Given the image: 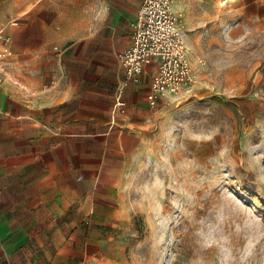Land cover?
Instances as JSON below:
<instances>
[{
    "label": "rangeland",
    "instance_id": "obj_1",
    "mask_svg": "<svg viewBox=\"0 0 264 264\" xmlns=\"http://www.w3.org/2000/svg\"><path fill=\"white\" fill-rule=\"evenodd\" d=\"M173 4L194 80L125 99L124 179L88 264H264V0Z\"/></svg>",
    "mask_w": 264,
    "mask_h": 264
},
{
    "label": "crops",
    "instance_id": "obj_2",
    "mask_svg": "<svg viewBox=\"0 0 264 264\" xmlns=\"http://www.w3.org/2000/svg\"><path fill=\"white\" fill-rule=\"evenodd\" d=\"M142 0H0V264H66L103 250L81 223L107 227L127 151L117 56ZM152 67L125 99L149 103ZM83 245V246H82Z\"/></svg>",
    "mask_w": 264,
    "mask_h": 264
},
{
    "label": "built area",
    "instance_id": "obj_3",
    "mask_svg": "<svg viewBox=\"0 0 264 264\" xmlns=\"http://www.w3.org/2000/svg\"><path fill=\"white\" fill-rule=\"evenodd\" d=\"M131 43L117 56L124 78L115 92L114 109L123 112V94L128 84H137L146 67H152L149 105L158 100L178 97L191 86L193 71L187 59L182 37V19L174 10L173 0H142L130 24ZM10 38L5 36L0 51V85L5 80L4 68Z\"/></svg>",
    "mask_w": 264,
    "mask_h": 264
},
{
    "label": "trees",
    "instance_id": "obj_4",
    "mask_svg": "<svg viewBox=\"0 0 264 264\" xmlns=\"http://www.w3.org/2000/svg\"><path fill=\"white\" fill-rule=\"evenodd\" d=\"M79 227L84 232L86 244L91 246H97L98 242L108 235V229L104 226L81 223ZM66 264H81V261L75 258H70L66 260Z\"/></svg>",
    "mask_w": 264,
    "mask_h": 264
}]
</instances>
